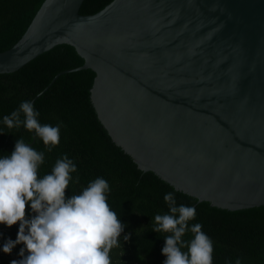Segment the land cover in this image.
<instances>
[{
    "label": "water",
    "instance_id": "obj_1",
    "mask_svg": "<svg viewBox=\"0 0 264 264\" xmlns=\"http://www.w3.org/2000/svg\"><path fill=\"white\" fill-rule=\"evenodd\" d=\"M35 0L11 72L58 43L91 68L90 99L142 170L206 205L264 204V0ZM29 144V143H26Z\"/></svg>",
    "mask_w": 264,
    "mask_h": 264
},
{
    "label": "trees",
    "instance_id": "obj_2",
    "mask_svg": "<svg viewBox=\"0 0 264 264\" xmlns=\"http://www.w3.org/2000/svg\"><path fill=\"white\" fill-rule=\"evenodd\" d=\"M110 0H85L86 13H92ZM35 0H0V51L13 45L25 31L35 11ZM83 57L69 43H58L36 55L11 72L0 73V158L10 156L18 139L29 143L44 154L39 166V176L50 174L57 159L67 155L76 165L66 196L80 194L96 178L109 183L108 203L125 225L119 237V247L110 252L112 264H163L165 237L170 233L153 231L157 214H171L164 196L171 192L176 206L181 204L196 209L194 220L202 224V231L213 242V264H264V204L228 209L212 207L176 189L150 170H142L133 158L117 145L97 116L90 99L93 83L91 68L69 70L58 75L48 88L32 102L43 124L60 127V142L45 147L35 132L23 125L9 129L3 117L31 101L53 78L64 69L82 64ZM24 119L21 113V120ZM34 213L26 206V218ZM178 216V214H177ZM178 218V217H177ZM19 223L12 227L0 224V264L19 260L22 244H17L10 254L3 252L8 240H16ZM129 239L125 241L124 236ZM193 234L187 231L182 240L189 241ZM187 251V249H182ZM27 255V253H26Z\"/></svg>",
    "mask_w": 264,
    "mask_h": 264
},
{
    "label": "clouds",
    "instance_id": "obj_3",
    "mask_svg": "<svg viewBox=\"0 0 264 264\" xmlns=\"http://www.w3.org/2000/svg\"><path fill=\"white\" fill-rule=\"evenodd\" d=\"M38 116L32 102L24 101L3 117V123L9 129L23 125L27 131H34L51 151L60 142V127L42 125ZM43 162L44 154L22 138L16 141L10 156L0 158V224L10 228L19 223L16 240L8 239L2 250L10 254L17 244L23 245L21 259L10 264H112L110 252L120 246L125 225L107 202L109 183L96 178L80 194L67 197L76 165L64 155L57 159L51 173L41 178L38 170ZM164 200L171 214L155 215L153 229L170 233L162 248L166 257L163 264H213V242L202 231V224L189 228L196 209L183 204L177 207L171 192ZM28 205L34 213L30 219L26 218ZM187 231L193 238L184 241ZM185 248L187 251H182ZM235 264H241V260L238 258Z\"/></svg>",
    "mask_w": 264,
    "mask_h": 264
}]
</instances>
